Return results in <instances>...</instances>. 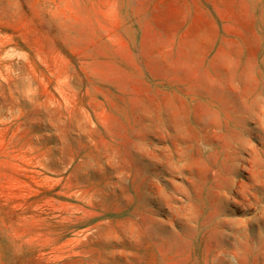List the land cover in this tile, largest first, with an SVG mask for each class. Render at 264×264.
<instances>
[{"label":"rangeland","instance_id":"1","mask_svg":"<svg viewBox=\"0 0 264 264\" xmlns=\"http://www.w3.org/2000/svg\"><path fill=\"white\" fill-rule=\"evenodd\" d=\"M0 264H264V0H0Z\"/></svg>","mask_w":264,"mask_h":264}]
</instances>
